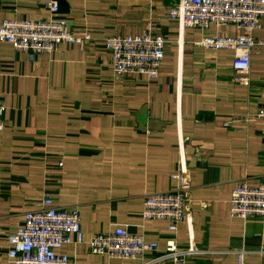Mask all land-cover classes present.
<instances>
[{
    "label": "crops",
    "instance_id": "1",
    "mask_svg": "<svg viewBox=\"0 0 264 264\" xmlns=\"http://www.w3.org/2000/svg\"><path fill=\"white\" fill-rule=\"evenodd\" d=\"M49 1L60 4L58 15L76 35L92 40L84 48L61 44L34 61L0 42V264L9 261L7 236L48 195L58 208L80 209L86 240L123 227L158 243L149 259L172 238L187 248L192 235L196 248L211 252L189 257L192 264H238L240 252L248 263L264 264V218L230 213L239 183L264 185V119L257 117L264 45L253 52L249 74L235 72L231 50L199 42L243 30L181 32L170 17L180 0H0V26L7 18H50ZM143 34L167 40L160 75L118 78L105 40ZM254 35L264 40V20ZM179 129L192 177V223H179L174 233L166 220L144 219L142 208L147 195L174 186ZM59 252L74 264L140 263L94 254L87 242Z\"/></svg>",
    "mask_w": 264,
    "mask_h": 264
},
{
    "label": "built area",
    "instance_id": "2",
    "mask_svg": "<svg viewBox=\"0 0 264 264\" xmlns=\"http://www.w3.org/2000/svg\"><path fill=\"white\" fill-rule=\"evenodd\" d=\"M45 7L51 12L50 18L5 19L0 26V42L13 44L15 50L29 54L30 60L34 61L38 54H51L61 44L84 48L92 40L90 33L84 36L75 34L67 19L58 15V2H46ZM170 17L179 23L181 32L187 28L206 30L212 25H234L243 30V34L215 35L199 42L209 50H231L234 54L233 68L237 73L249 74L253 52L264 45V40L254 35L264 20V0H180L171 9ZM166 43V38L160 34L116 35L105 40V48L111 54V67L118 78L138 74L155 79L160 75ZM237 80L246 83L249 78L237 77ZM257 117L264 119V106L257 112ZM4 128L5 123L0 119V131ZM178 139L180 159L178 171L173 176L174 186L170 190L147 195L142 208L144 219L166 220L170 222L169 229L174 233L179 223H192L189 210L192 177L184 152L186 138L181 129ZM59 165L63 166V162ZM54 203L52 196H45L41 207L26 212L17 232L7 236L10 244L8 264H74L69 256L59 250L65 245L84 242L94 254L140 261L139 264H161L167 261L192 264L188 261L189 257L211 253L196 248L191 235L187 248L181 249L172 238L161 255L148 259L149 253L159 250L158 243L148 242L145 236L133 234L123 227L96 234L86 240L80 209H62ZM201 207L207 208L208 202H202ZM230 213L232 217L243 219L250 216L264 218V185L254 188L246 182L239 183L231 195ZM238 264H250L245 260V252L239 253Z\"/></svg>",
    "mask_w": 264,
    "mask_h": 264
}]
</instances>
